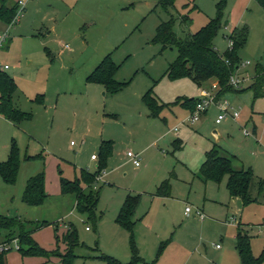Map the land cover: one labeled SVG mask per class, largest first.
Listing matches in <instances>:
<instances>
[{"label":"rangeland","instance_id":"obj_1","mask_svg":"<svg viewBox=\"0 0 264 264\" xmlns=\"http://www.w3.org/2000/svg\"><path fill=\"white\" fill-rule=\"evenodd\" d=\"M158 1L86 0L72 12L68 7L65 16L56 1L43 0L40 12L31 10L25 18L22 12L12 26L0 23V35L6 34L0 68L6 66L4 72L16 84L15 105L31 114L30 121L17 125L0 116V163L7 161L13 143L19 160L14 184L0 177V216L50 224L34 239L47 251L55 248V236L61 238L72 225L78 246L71 264H108L104 257L128 263L131 242L149 261L161 247L160 264H241L235 249L241 230L247 234L252 256L263 253L264 264V98L253 100L249 91L227 93L221 99L238 111L235 121L217 125L219 113L210 106L199 121L183 123L190 113L175 105L176 100L197 99L203 91L215 95L212 86L217 82L198 87L187 78L169 80L164 73L177 51L151 43L157 26L171 18L178 37L195 34L216 17L218 4L224 2L226 26L217 30L213 45L222 55L226 37L233 34L235 40H244L238 55L241 63L249 64L237 73L243 89L256 65L264 68V7L255 0H175L165 11L156 7ZM55 10L58 21L51 23ZM41 27L50 35H44ZM109 54L118 68L114 81L126 84L115 94L86 81ZM150 89L158 105H168L156 118L142 103ZM39 94L45 95V107L32 101ZM176 139L182 147L174 152ZM101 140H111L114 151L96 183L87 188L81 182L84 190L99 197L95 220H90L75 209V195L61 194L59 186L61 179L81 180L83 171L94 174L91 155L98 154ZM213 146L231 159L232 169L251 172L250 203L230 197L227 177L218 184L197 178ZM128 151L139 155V167L126 158ZM36 156L40 157L27 159ZM42 172L47 198L41 205L28 206L22 193L27 181ZM168 179L170 198L152 197ZM128 196H138L132 231L116 222ZM186 206L192 209L189 216L183 214ZM197 211L204 215L203 221ZM4 237L0 230V243ZM7 244L13 247L17 241ZM61 247L60 243L58 252L64 254ZM15 253L11 248L8 264H34ZM33 258L39 259L37 264H51Z\"/></svg>","mask_w":264,"mask_h":264},{"label":"trees","instance_id":"obj_2","mask_svg":"<svg viewBox=\"0 0 264 264\" xmlns=\"http://www.w3.org/2000/svg\"><path fill=\"white\" fill-rule=\"evenodd\" d=\"M175 0H159L157 6L167 11L173 8ZM264 7V0H255ZM155 7V8H156ZM224 2L217 6V15L214 19L209 20L207 25L202 27L195 34L186 35L183 38L178 37L173 31L174 20L161 22L155 31V35L151 40L152 44L159 45L161 50L168 48H175L177 51L176 59L168 65L164 76L169 80H178L187 78L190 79L198 87L209 81L215 80L219 91L217 92V99L227 93H240L249 91L253 95V100L264 98V68L259 64L255 67L254 76L246 88L236 89L229 85V77L235 74L241 64L238 52L242 47L244 40L233 41V48L231 51L226 50L220 55L214 48L213 40L217 30L225 25L223 24L222 8ZM18 12L17 2L10 0H0V23L6 26H12L16 22ZM184 22L187 19L181 18ZM111 55L105 56L96 68L87 76L88 83L102 85L108 92L113 94L118 93L126 84L115 82L113 79L117 71V67L111 60ZM17 90L16 84L12 77L0 70V115L12 122L19 124L23 121L31 119L30 113H25L19 110L13 104V96ZM43 95H38L33 102L38 105H43ZM197 99H178L175 105H182L189 113L193 112ZM142 103L149 111L151 118L158 117L160 111L168 105H158L157 100L153 97L152 89L147 91L142 96ZM174 143V152L179 148L181 142L176 140ZM113 152V143L111 141H102L99 146L97 155V165L94 174L88 172H81V180L75 179L73 181L60 180L61 194L72 193L76 197L75 209L81 213H85L90 220H95L94 211L99 201L97 194L92 191H86L81 187V182L85 187L90 188L96 183V177H99L104 169L106 159L111 157ZM27 157V159L39 158ZM19 169L18 150L13 143L7 161L0 163V177L6 184H14L17 172ZM199 176L203 182L220 183L223 177H227L226 189L232 198H240L244 204L251 202L248 196L249 183L251 180V172L249 170L241 169L234 170L231 166V159L220 155L216 146H213L206 154L205 159L199 167ZM169 181L165 180L156 190V195L160 197H168L169 195ZM47 198L45 192V176L44 173H39L31 177L25 186L22 193L21 200L28 206L41 205ZM138 203V196L126 197L122 207L117 215L116 222L127 229L133 230L134 222L132 216ZM50 226L46 222L30 224L23 222L19 217H4L0 216V230L5 232L3 243H10L17 241L16 252L22 257H42L50 259L52 257L58 258V264H71L73 259V250L78 246L76 231L72 225L69 226L66 233L59 238L55 236V249L44 250L32 238V234ZM242 231V230H241ZM239 231L235 238V249L238 252L241 264H262L263 253L260 257L254 258L251 254L250 244L247 234ZM64 245V254L59 253V244ZM131 258L125 264H144L138 256L137 250L133 242L130 244ZM10 250L0 252V264L6 263V255ZM162 249L158 248L156 259L161 255ZM108 264H123L111 258L104 257ZM156 260L152 263L155 264Z\"/></svg>","mask_w":264,"mask_h":264},{"label":"built area","instance_id":"obj_3","mask_svg":"<svg viewBox=\"0 0 264 264\" xmlns=\"http://www.w3.org/2000/svg\"><path fill=\"white\" fill-rule=\"evenodd\" d=\"M18 4V12H17V17L21 14V12L23 11L24 5H25V0H19L17 2ZM227 41H228V46H227V50L231 51L233 48V41L230 37H226ZM6 41V34H2L0 35V49L3 47L4 42ZM249 63L246 62V64L241 63L239 66V69L237 70V72L235 74H232L229 77V85H231L232 87L236 88V89H240L241 88V83L242 79H240L237 75L238 71L240 70V68H242L245 65H248ZM7 67L4 66L3 68H0V70L4 71L6 70ZM212 89L214 91H219V88L216 85L212 86ZM217 94L212 95L209 94L207 91H203L202 96L199 98V102L196 104L193 112H191L189 114V116H187V118L183 121V123L186 124H194L195 122L199 121L200 117L205 114L210 106H213L215 108H217L218 111V115L216 117L215 123L218 125L220 124L222 121L226 120V119H231L233 121H235L238 116L239 113L238 111H236L232 106H230L226 100H222L221 98L217 99L216 97ZM244 135H247L248 133L244 130L243 131ZM126 157L127 159L135 166V167H139V158L138 155L133 154L132 152L128 151L126 152ZM91 160H97V156L96 155H92L91 156ZM99 177L96 179V181H98ZM191 212V208L187 207L185 208V213L188 214ZM197 216L199 217L200 220H204V215L200 212L197 211L196 212ZM11 248H15L17 249V245L11 247L10 245H8L7 243H1L0 244V252L3 251H7L10 250ZM217 249H219V246H216Z\"/></svg>","mask_w":264,"mask_h":264},{"label":"crops","instance_id":"obj_4","mask_svg":"<svg viewBox=\"0 0 264 264\" xmlns=\"http://www.w3.org/2000/svg\"><path fill=\"white\" fill-rule=\"evenodd\" d=\"M10 1H12V2H18L19 0H10ZM43 0H25V5H24V8H23V15H22V18H25L28 14H29V12L31 11V10H34V11H38V12H40V5H41V2H42ZM54 1H56L55 3H57V5L58 6H60V8L62 9V15L63 14H65V12H67L66 10L68 9V7H69V11L70 12H72L73 11V9L74 8H76L77 6H81L82 5V3H84L86 0H54ZM68 1V2H67ZM98 0H95V2H97ZM68 3H70L69 5H68ZM70 6H71V8L72 9H70ZM21 12V13H22ZM53 15V17L55 16V15H57V14H59V12L58 11H54V13H52ZM69 14V12H67V14L65 15V16H67ZM21 15V14H20ZM58 20L54 17L53 19H52V22L51 23H55V22H57ZM59 23L58 24H56V26H54V25H52V27H53V29H56L57 27H59ZM41 29H45V31H44V35H47V36H49L50 35V31H49V29H46L45 27H41ZM39 34H41V31L39 32ZM46 51H47V49H45ZM48 54H49V52H48ZM96 68V67H95ZM94 68V69H95ZM213 83V81H209V83ZM16 93H17V90H16V92H15V94H14V96H13V104H14V106L15 107H17V105H15V103H14V97H15V95H16ZM39 95H43L44 96V99H43V105H38V106H42V107H45V102H46V100H45V95L44 94H39ZM38 95H36V97H37ZM35 97V98H36ZM34 98V99H35ZM157 100V99H156ZM33 101V100H32ZM34 103V102H33ZM160 103V102H159ZM18 109H19V107H17ZM20 110V109H19ZM22 111V110H21ZM22 112H24V111H22ZM1 116V115H0ZM2 117V116H1ZM31 120V119H30ZM30 120H27V121H30ZM27 121H23V122H21V123H19V124H22V123H24V122H27ZM174 130H176V128L174 129ZM176 140H178V141H180L179 139H176ZM176 140H174V141H176ZM102 141H111V140H101L100 141V143H99V146H100V144H101V142ZM112 142V141H111ZM181 142V141H180ZM113 143V142H112ZM181 144H182V142H181ZM181 144L180 145H176V147H178L179 149L177 150V151H179V150H181ZM114 145V144H113ZM98 150H99V147H98ZM113 151H114V146H113ZM174 151V150H173ZM176 152V151H175ZM97 154V153H96ZM112 154H113V152H112ZM93 155H95V154H93ZM98 155V154H97ZM96 155V156H97ZM138 155V154H137ZM92 156V155H91ZM127 158V157H126ZM138 158H139V155H138ZM92 162H95V164L97 165V160H91ZM96 165H95V167H96ZM196 176V175H195ZM197 178L198 179H200L201 181H203L202 180V178H199L198 176H197ZM168 181H169V179H168ZM164 182V181H163ZM208 182H210V181H208ZM161 185V184H160ZM159 185V186H160ZM169 185H170V183H169ZM45 186H46V180H45ZM59 188H60V186H59ZM157 189H158V187H157ZM170 189H171V186H170V188H169V195H168V197H162V198H170ZM151 196L152 197H160V196H157L156 195V193H154V194H151ZM188 206H186L185 208H187ZM185 208H184V216H189V214L190 213H192V209H191V212L190 213H188V214H186L185 213ZM136 210V209H135ZM134 213H135V211H134ZM133 213V214H134ZM132 222H133V217H132ZM135 227V223H134V225H133V228ZM44 229V228H43ZM42 231V229L41 230H39V231H37V232H35V233H33L32 234V238L33 239H35V237L37 236V234L39 233V232H41ZM36 240V239H35ZM37 241V240H36ZM1 243H3V241L1 242ZM0 243V244H1ZM62 247L64 248V245H62ZM61 247V248H62ZM136 247V246H135ZM159 248V247H158ZM158 248H157V250H156V254H157V251H158ZM55 248H53L52 250H54ZM217 249V248H216ZM136 250H137V253H138V256L140 257V259L142 260V262L144 263V264H152L155 260H156V263L155 264H160L159 263V260H157L156 259V257L154 258V260H151V261H149V260H147V259H145L144 257H142V255H141V251H140V249H137L136 248ZM152 251H154V249L152 250ZM11 252H9L7 255H6V263L8 264V262H7V256L10 254ZM153 253H155V252H153ZM15 255H16V257H20L19 256V254L16 252L15 253ZM24 259H26L27 260V263H30L31 261H34V264H37V263H39L40 261H39V259H36V258H22L21 257V260H24ZM46 263H51V264H58L59 263V259L58 258H50V259H44V258H42ZM31 264V263H30Z\"/></svg>","mask_w":264,"mask_h":264},{"label":"water","instance_id":"obj_5","mask_svg":"<svg viewBox=\"0 0 264 264\" xmlns=\"http://www.w3.org/2000/svg\"><path fill=\"white\" fill-rule=\"evenodd\" d=\"M212 135H213L215 138H217V132H216V130H213V131H212Z\"/></svg>","mask_w":264,"mask_h":264}]
</instances>
